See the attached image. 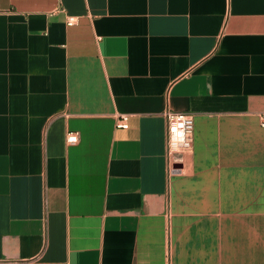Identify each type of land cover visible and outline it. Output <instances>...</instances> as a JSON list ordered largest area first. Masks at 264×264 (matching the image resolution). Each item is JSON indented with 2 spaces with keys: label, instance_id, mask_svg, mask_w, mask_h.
<instances>
[{
  "label": "crops",
  "instance_id": "1",
  "mask_svg": "<svg viewBox=\"0 0 264 264\" xmlns=\"http://www.w3.org/2000/svg\"><path fill=\"white\" fill-rule=\"evenodd\" d=\"M263 113L264 0H0V264H264Z\"/></svg>",
  "mask_w": 264,
  "mask_h": 264
},
{
  "label": "built area",
  "instance_id": "2",
  "mask_svg": "<svg viewBox=\"0 0 264 264\" xmlns=\"http://www.w3.org/2000/svg\"><path fill=\"white\" fill-rule=\"evenodd\" d=\"M75 22L76 17L69 16L68 24L73 25ZM165 116L168 122L167 155L170 161V170L181 172L182 168L177 165L183 164L184 155L192 152L194 147V117L191 114L176 112L171 109L165 111ZM261 124L264 127V113L261 115ZM117 126L129 127V114L125 113L118 116ZM78 137L77 131H69L67 134L68 142H76ZM18 263L15 261L12 264Z\"/></svg>",
  "mask_w": 264,
  "mask_h": 264
},
{
  "label": "water",
  "instance_id": "3",
  "mask_svg": "<svg viewBox=\"0 0 264 264\" xmlns=\"http://www.w3.org/2000/svg\"><path fill=\"white\" fill-rule=\"evenodd\" d=\"M177 166H180V164H178Z\"/></svg>",
  "mask_w": 264,
  "mask_h": 264
}]
</instances>
